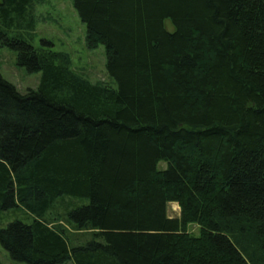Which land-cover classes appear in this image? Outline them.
Instances as JSON below:
<instances>
[{"label":"trees","instance_id":"trees-1","mask_svg":"<svg viewBox=\"0 0 264 264\" xmlns=\"http://www.w3.org/2000/svg\"><path fill=\"white\" fill-rule=\"evenodd\" d=\"M41 2L0 0V49L40 73L0 75L12 264H264V0H71L110 84L34 46Z\"/></svg>","mask_w":264,"mask_h":264},{"label":"rangeland","instance_id":"rangeland-1","mask_svg":"<svg viewBox=\"0 0 264 264\" xmlns=\"http://www.w3.org/2000/svg\"><path fill=\"white\" fill-rule=\"evenodd\" d=\"M39 22L36 26L34 46H39L40 41L46 40L53 44L56 52L67 53L70 57L71 70L78 76L92 84H110L105 68V52L102 46L89 50L85 44V26L81 23L71 0H42L37 6ZM166 28L171 31L170 23L166 21ZM0 75L12 84L18 92L24 93L28 89H35L39 83L40 73H28L24 68L16 65L14 52L7 48L0 49ZM165 163L160 162L159 169L165 168ZM65 203L71 202L69 199ZM74 202V201H73ZM56 212L51 211L48 220L56 221L62 216L61 205H57ZM167 215L170 218H179L180 208L177 203H169ZM19 219L24 222L29 220L22 209H13L0 214V224L4 226L8 221ZM66 234L76 238L75 231L70 226L64 228ZM187 231L194 236L199 234L197 225H188ZM0 260L3 264H12L7 252L0 246ZM25 264V263H17Z\"/></svg>","mask_w":264,"mask_h":264}]
</instances>
